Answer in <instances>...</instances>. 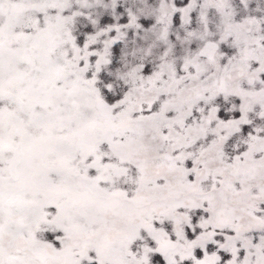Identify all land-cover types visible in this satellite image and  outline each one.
Here are the masks:
<instances>
[{"label": "snow or ice", "instance_id": "1", "mask_svg": "<svg viewBox=\"0 0 264 264\" xmlns=\"http://www.w3.org/2000/svg\"><path fill=\"white\" fill-rule=\"evenodd\" d=\"M0 264H264V0H0Z\"/></svg>", "mask_w": 264, "mask_h": 264}]
</instances>
